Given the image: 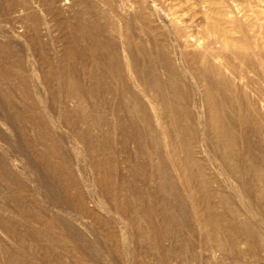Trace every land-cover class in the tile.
I'll return each instance as SVG.
<instances>
[{
  "label": "rangeland",
  "instance_id": "rangeland-1",
  "mask_svg": "<svg viewBox=\"0 0 264 264\" xmlns=\"http://www.w3.org/2000/svg\"><path fill=\"white\" fill-rule=\"evenodd\" d=\"M203 10L0 0V264H264V69Z\"/></svg>",
  "mask_w": 264,
  "mask_h": 264
},
{
  "label": "bare ground",
  "instance_id": "bare-ground-1",
  "mask_svg": "<svg viewBox=\"0 0 264 264\" xmlns=\"http://www.w3.org/2000/svg\"><path fill=\"white\" fill-rule=\"evenodd\" d=\"M250 1V0H248ZM55 2V1H54ZM61 4L63 6H66L69 2H71V0H60ZM73 2V1H72ZM245 2V1H244ZM228 5V9L227 12L228 14L232 15V17H235L237 19L236 16L234 15H239L241 18L244 17L245 20L247 19V17L250 16V14H247L248 11H251L250 13L253 14V16L255 17V20L250 24V25H246L243 22H239V20L237 21L236 19L234 20V18H232V20L227 17L225 18V14L223 11H221L222 8V4L216 0H194V4L196 5V7L199 8H205L206 10L204 11V15L203 17L205 18V22L207 23V33L213 32V33H218L221 35H224V48H222L223 50H220L221 52H219L220 54H222L226 60H224V62L226 61V69L232 74V76H236V70H235V64L234 61L231 59V57H229L230 54H236L239 55L242 60H244V62H247V64H251L255 67H257L260 70L264 69V0H256V8H251L250 10L247 11L246 6L243 4V0H230L229 2H227ZM54 4V3H53ZM232 5V6H230ZM80 6V5H79ZM224 6V5H223ZM235 7V8H234ZM252 7V6H251ZM197 10V9H196ZM223 10V9H222ZM199 11V10H198ZM201 11V10H200ZM202 12V11H201ZM197 14V12H195ZM194 13V17L196 16V14ZM237 13V14H235ZM202 15V14H201ZM228 16V15H227ZM201 18V17H199ZM214 19H217L216 21H213ZM229 18V19H228ZM225 19L226 22H225ZM210 20V23L208 22ZM212 20V22H211ZM261 20V21H260ZM248 21V20H247ZM257 21V22H256ZM202 22V21H201ZM228 23L227 27L225 26V24ZM201 24V23H200ZM237 31H240L241 36L239 38L235 37V33ZM209 35V34H208ZM211 35V34H210ZM176 37L179 38L180 34L176 32ZM222 37V36H221ZM217 38V37H216ZM220 37H218L219 39ZM208 39V38H207ZM223 41V40H222ZM218 42V41H217ZM131 43V41H130ZM199 43V41H198ZM134 44V43H133ZM219 44V43H218ZM116 48V47H115ZM128 49V48H127ZM128 51V50H127ZM159 51V50H158ZM162 51V50H161ZM150 52V51H149ZM148 52V53H149ZM226 53L228 55H226ZM101 54V53H100ZM151 54V53H150ZM211 54V53H210ZM92 55V54H91ZM116 55V54H115ZM114 55V56H115ZM214 56V54H212ZM131 56V55H130ZM197 54L192 53V52H188V53H182V58H184L186 61L188 60H197L198 59ZM207 57V56H206ZM222 57V56H221ZM223 58V57H222ZM164 59V58H163ZM188 59V60H187ZM205 59V58H204ZM166 60V59H165ZM169 60V59H168ZM210 60V59H209ZM220 60V59H219ZM218 60V61H219ZM223 60V59H222ZM221 61V60H220ZM135 62V61H134ZM196 62V61H194ZM202 62V59H201ZM211 62V61H209ZM221 63V62H220ZM222 64V63H221ZM206 65V71L209 73H216L213 72V68L210 66V64L208 62L205 63ZM105 67V66H104ZM108 67V66H107ZM202 67V66H201ZM253 68V67H252ZM195 69V68H194ZM208 69V70H207ZM152 70V69H151ZM154 70V69H153ZM254 70V69H253ZM256 70V69H255ZM197 71V69L195 70V72ZM156 72V71H155ZM212 74V75H213ZM260 74V73H258ZM143 75V74H142ZM238 75V74H237ZM246 75V74H245ZM144 76V75H143ZM148 76V75H147ZM217 76L220 77V74L218 73ZM154 77V76H153ZM155 78V77H154ZM147 79V78H146ZM197 79V78H196ZM201 80V79H200ZM202 81V80H201ZM228 81V80H227ZM247 81V80H246ZM244 82L242 87L243 88H250L251 84L248 82ZM160 82V81H159ZM143 83V82H142ZM145 83V82H144ZM156 83V82H155ZM233 82L230 81L228 82V87L234 91H238V87L234 84H232ZM226 84V82H225ZM264 84V82H263ZM144 85V84H143ZM156 85V84H155ZM262 84L257 83L255 86H260ZM148 87V86H147ZM240 87V86H239ZM159 88V87H158ZM162 88V87H161ZM163 89V88H162ZM165 89V88H164ZM160 90V89H159ZM147 91V90H146ZM150 91V90H149ZM153 91V90H152ZM157 91V90H156ZM194 91V90H193ZM215 91V90H214ZM240 91V90H239ZM148 92V91H147ZM200 92V90H199ZM149 93V92H148ZM191 93V92H190ZM205 94V100L206 102L210 103L212 102V92L211 91H206ZM193 95V94H192ZM201 95V94H200ZM171 97V96H170ZM178 97V96H177ZM196 97V95H195ZM235 97V96H234ZM173 98V97H172ZM260 98V97H259ZM172 100V99H171ZM167 103V102H166ZM206 103V106H207ZM264 103V102H263ZM182 104V103H181ZM159 105V104H158ZM253 105V104H251ZM211 106V105H210ZM239 106V105H238ZM120 107V106H119ZM215 107V106H214ZM213 107V108H214ZM168 108V107H167ZM212 108V107H211ZM210 108V109H211ZM225 108V107H224ZM169 109V108H168ZM209 109V110H210ZM239 109V108H238ZM224 110V109H223ZM138 112V111H137ZM162 114V113H161ZM178 115V114H177ZM193 115V114H192ZM228 115V114H227ZM161 116V115H160ZM194 117V116H193ZM206 117V116H205ZM249 117V116H248ZM247 117V118H248ZM162 118V116H161ZM170 118H172V116L170 115ZM250 118V117H249ZM176 120L178 118H175ZM195 119V118H194ZM233 119V117H232ZM240 120V119H239ZM260 120V119H259ZM179 121V120H178ZM247 121V120H246ZM162 123V122H161ZM178 123V122H177ZM231 123V122H230ZM228 123V124H230ZM241 123V122H240ZM253 123V122H252ZM193 124V123H192ZM207 124L211 127H214L217 130V133L219 136H222L224 134H227V131L224 127V125L221 122V117L215 113L211 112L208 113L207 116ZM227 124V123H226ZM163 126V124H161ZM178 124H176L177 126ZM190 125V124H189ZM239 125V124H238ZM262 125V124H261ZM205 126V125H204ZM245 126V125H244ZM186 127V126H185ZM236 127H238L236 125ZM242 127V126H241ZM239 128V127H238ZM164 129V128H163ZM252 129V128H251ZM165 130V129H164ZM210 130V129H209ZM246 130V129H245ZM258 130V129H257ZM135 132V131H134ZM165 132V131H164ZM204 132V130H203ZM234 133V132H233ZM241 133L240 132V137H241ZM245 134V133H244ZM139 135V134H138ZM218 136V137H219ZM230 137V136H229ZM234 137V136H233ZM237 137V136H236ZM235 137V138H236ZM226 138V137H225ZM245 139V138H244ZM241 140H243L241 138ZM242 142V141H241ZM244 142V141H243ZM242 142V145H244ZM220 146V145H219ZM243 147V146H242ZM244 148V147H243ZM241 148V149H243ZM245 149V148H244ZM243 149V150H244ZM242 153V151H241ZM244 153V151H243ZM246 153V152H245ZM218 155V154H217ZM240 155V154H239ZM248 158V155H246ZM239 157V156H238ZM243 158H240V160ZM178 161V160H177ZM243 161V160H242ZM244 162V161H243ZM177 163V162H176ZM241 164V162H240ZM178 165V163H177ZM179 167V165H178ZM200 167V165H199ZM242 167V165H241ZM196 170V169H195ZM201 170V169H200ZM199 170V171H200ZM225 170V169H224ZM223 170V171H224ZM242 170V169H241ZM202 171V170H201ZM225 172V171H224ZM245 172V171H244ZM181 173H182V177L183 179H187L188 178V171L185 169H181ZM195 173V172H194ZM242 173V172H240ZM226 174V173H225ZM200 175V174H199ZM229 175V174H228ZM243 175V174H242ZM246 176V175H245ZM244 178V177H243ZM242 178V179H243ZM241 179V180H242ZM244 180V179H243ZM192 182V181H191ZM242 183H244L242 181ZM193 184V183H192ZM238 184V183H237ZM248 184V183H247ZM256 184V183H255ZM199 185V184H198ZM196 186V185H195ZM197 187V186H196ZM242 187V186H241ZM191 188V187H190ZM203 188V187H202ZM201 188V189H202ZM252 188V187H251ZM192 189V188H191ZM206 189V188H205ZM244 188L242 187L241 190H243ZM247 189V187H246ZM208 190V189H207ZM249 191V190H248ZM244 192V191H243ZM251 193V192H250ZM243 194V193H242ZM245 194V193H244ZM243 194V195H244ZM253 194V193H251ZM248 197V196H247ZM244 198V197H242ZM252 198V197H251ZM245 199H248L245 197ZM258 200V198H257ZM254 201V200H252ZM253 203V202H252ZM258 204V203H256ZM255 206V205H254ZM195 208V207H194ZM232 209V208H230ZM264 209V208H263ZM202 210V209H200ZM196 212V211H195ZM261 215V214H260ZM202 221V220H201Z\"/></svg>",
  "mask_w": 264,
  "mask_h": 264
}]
</instances>
